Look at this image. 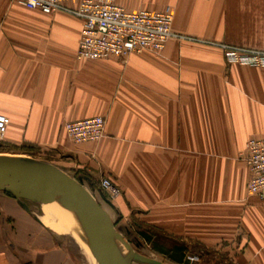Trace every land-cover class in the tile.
Returning a JSON list of instances; mask_svg holds the SVG:
<instances>
[{"label": "crops", "instance_id": "0c3cea01", "mask_svg": "<svg viewBox=\"0 0 264 264\" xmlns=\"http://www.w3.org/2000/svg\"><path fill=\"white\" fill-rule=\"evenodd\" d=\"M114 1L128 12L170 7L173 31L190 40L82 62L79 18L0 0L5 143L34 147L91 193L109 179L118 221L140 223L151 243L176 239L183 264H194L191 242L203 249L195 264H264V198L246 192L242 158L264 137V68L229 64L219 48L264 52V0ZM95 116L100 141L66 137L64 123ZM16 203L0 192V264H73L64 234Z\"/></svg>", "mask_w": 264, "mask_h": 264}, {"label": "built area", "instance_id": "2783aa9c", "mask_svg": "<svg viewBox=\"0 0 264 264\" xmlns=\"http://www.w3.org/2000/svg\"><path fill=\"white\" fill-rule=\"evenodd\" d=\"M29 10L43 14L66 13L82 21V31L77 50L78 61H106L116 58L127 61L132 54L163 50L167 41L190 40L173 31V12L166 7L161 12L139 10L128 12L114 0H14ZM76 7L70 8L69 4ZM229 64L264 68V52L219 45ZM66 137L75 145L98 142L104 137L105 120L101 116L66 122ZM5 132V120L0 118V140ZM243 161L248 168L246 184L248 195L264 198V137L250 139L245 145ZM108 202L115 201L120 191L107 178L97 183ZM190 262H198L191 257Z\"/></svg>", "mask_w": 264, "mask_h": 264}, {"label": "water", "instance_id": "95a60500", "mask_svg": "<svg viewBox=\"0 0 264 264\" xmlns=\"http://www.w3.org/2000/svg\"><path fill=\"white\" fill-rule=\"evenodd\" d=\"M0 192L46 227L32 209L60 203L72 213L95 264H165L138 253L84 185L59 167L28 156L0 154Z\"/></svg>", "mask_w": 264, "mask_h": 264}, {"label": "rangeland", "instance_id": "374dc122", "mask_svg": "<svg viewBox=\"0 0 264 264\" xmlns=\"http://www.w3.org/2000/svg\"><path fill=\"white\" fill-rule=\"evenodd\" d=\"M0 154H6V155H20V156H30L32 158H40L39 156V151H37V149H35L34 147H29V146H14V145H10L5 143V138L3 136V138L0 140ZM71 176V175H70ZM72 177V176H71ZM98 189V187H97ZM95 189V190H97ZM99 190V189H98ZM97 192V193H96ZM93 197L96 199V201H98V203L108 212V214L110 215V217L112 216V221L114 223V226L116 227V229L125 236V239H127L130 244L132 245V247L141 255H144L146 257L164 262L165 264H175L172 263L170 260H168L166 257L156 253L153 249H152V243H149L145 240H143V238L139 235V233H148L146 232V230H144L141 228V224L138 222H119V218H117L116 214H114L115 212L113 211V207H111L110 205H114V207L117 206V200L119 198H117L115 201L108 202L105 195L101 192V191H93L92 192ZM116 205V206H115ZM33 211L36 213V215L41 218V220L43 221L44 224H46V228L47 230H54L52 228L51 224H56L57 223V219H55L52 215L50 216V214L47 212L45 206H43L42 208L36 207V206H31ZM26 213V212H25ZM71 232H62L64 234V236L66 237V239L68 240V242H70L69 244L71 245V256H72V260H73V264H93L92 260L89 259L88 254H85V251L80 247V245L77 243L76 238L77 237L79 240V236L76 232V230L74 229V225H71ZM73 229V231H72ZM55 231V230H54ZM61 233V232H59ZM150 235V234H149ZM74 239V240H72ZM73 241L76 242V244L73 243ZM81 242V241H80ZM153 243L163 247L165 249H171L172 245H174L175 243H177L176 239H166L164 237L162 238H157L154 237L153 239ZM180 243V242H179ZM69 246V245H68ZM70 248V246H69ZM186 249L188 251V257L186 258L187 261H190L189 259L191 257H197L198 259L201 258L202 253L201 251L202 246L199 245L198 243H194L191 242L189 243V245L186 246ZM199 261V260H198ZM136 264V263H134Z\"/></svg>", "mask_w": 264, "mask_h": 264}, {"label": "bare ground", "instance_id": "6f19581e", "mask_svg": "<svg viewBox=\"0 0 264 264\" xmlns=\"http://www.w3.org/2000/svg\"><path fill=\"white\" fill-rule=\"evenodd\" d=\"M47 212L52 215L55 219H57L56 224H51L52 228L57 232H71V225H74V229L76 230L77 234L80 232L78 225L70 212V210L63 204L60 203H53L48 204L45 206ZM45 225V224H44ZM47 226V225H46ZM48 227V226H47ZM49 228V227H48ZM73 231V229H72ZM76 238L77 243L80 245V247L85 251V254H88V257L90 260H92L93 264H95L93 258L90 256L88 250L86 249V246L80 240Z\"/></svg>", "mask_w": 264, "mask_h": 264}, {"label": "trees", "instance_id": "16d2710c", "mask_svg": "<svg viewBox=\"0 0 264 264\" xmlns=\"http://www.w3.org/2000/svg\"><path fill=\"white\" fill-rule=\"evenodd\" d=\"M6 195H8V194H6ZM8 196H10V195H8ZM142 238H143V240L151 243V239H149V237L143 236ZM152 249L156 253L166 257L172 263H175V264H183L184 263V252H183L184 249L182 247H173L171 249H165L163 247H160V246L152 243Z\"/></svg>", "mask_w": 264, "mask_h": 264}]
</instances>
